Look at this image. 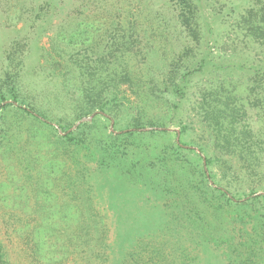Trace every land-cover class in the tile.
Returning <instances> with one entry per match:
<instances>
[{
	"label": "rangeland",
	"instance_id": "rangeland-1",
	"mask_svg": "<svg viewBox=\"0 0 264 264\" xmlns=\"http://www.w3.org/2000/svg\"><path fill=\"white\" fill-rule=\"evenodd\" d=\"M191 3L197 41L172 0H0L7 264H264V103L248 92L264 45L242 24L264 0ZM218 87L243 106L258 162L212 149L199 106ZM88 91L105 113L75 121Z\"/></svg>",
	"mask_w": 264,
	"mask_h": 264
},
{
	"label": "trees",
	"instance_id": "trees-1",
	"mask_svg": "<svg viewBox=\"0 0 264 264\" xmlns=\"http://www.w3.org/2000/svg\"><path fill=\"white\" fill-rule=\"evenodd\" d=\"M172 1L173 3H175V6H178L179 8V16L182 26L189 33L190 37L197 41L198 35L192 28V17L190 16L195 11L194 4L191 3V0ZM242 24L244 27V32L246 33V37H249L254 43L263 46L264 5L259 9V11H255L253 8L247 10L245 17H243L242 19ZM7 75L9 76L11 74L9 73ZM248 92L250 94L258 95V100H256L258 102L255 103L256 108L262 107L264 103V70H256L254 72V75L249 80ZM232 93L233 91H225L222 87H218L214 91L211 90L206 93L204 92L199 106L201 112V123L214 144V147L212 146V149L214 148L216 151L222 150L228 153L229 158H231H228L225 164L229 167L237 165L238 161L254 160L255 162H258L260 157H262L261 153L264 151H261L262 147H260L258 136H254V133L246 125H242V123L244 122L243 118H245L246 113L243 110L242 105L238 106L236 103H234L235 97ZM92 95L93 94L90 91L86 93L85 98L88 103L87 108L84 112L76 117L75 121H80L81 119L87 118L89 116H93V118H95L96 116L105 113L103 110L105 107L104 102L102 100H95ZM5 101L6 98L3 96V94H1L0 102L3 103ZM11 101H13L12 104L16 105V98H12ZM8 106L10 105L0 106V110L6 109ZM18 110H22L25 114L33 116L39 121H46L44 116L36 113L33 108L29 109L19 106ZM0 121H2L1 116ZM140 128L141 125L137 126L136 124L132 129L139 130ZM158 129L162 130V128H157V130ZM59 130L61 131V133L65 134L64 139L72 141L71 136L67 134L68 130L66 128L59 127ZM131 134L132 132H127L126 130H124L120 135H118V137ZM176 144L178 145V149H181V147H190L182 144L178 139H176ZM198 150L202 152L204 151V148L198 147ZM213 155L214 154H211L210 157H208L207 155H203V162L205 164V167L213 163ZM253 163L254 162L250 163L251 168ZM246 164L248 165V163ZM254 167H256V165ZM245 168H248V166H245ZM245 168L242 169L246 170ZM233 169L235 171V168ZM210 178L212 179L213 184L216 183L214 182L211 175ZM224 194L228 196V192H226L222 194V197H225ZM262 195L263 198L264 190L262 191ZM226 200L230 202L229 199L226 198ZM244 253L245 251H241L238 253V255L241 256ZM246 255V262L249 263V260L253 262V260L247 259L252 257L249 256L252 254ZM0 264H7L1 254V251Z\"/></svg>",
	"mask_w": 264,
	"mask_h": 264
},
{
	"label": "water",
	"instance_id": "water-1",
	"mask_svg": "<svg viewBox=\"0 0 264 264\" xmlns=\"http://www.w3.org/2000/svg\"><path fill=\"white\" fill-rule=\"evenodd\" d=\"M92 118V116H89L88 118H86V119H82V120H80L79 122H83L84 120H90Z\"/></svg>",
	"mask_w": 264,
	"mask_h": 264
}]
</instances>
